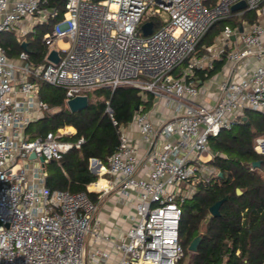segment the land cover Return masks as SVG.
Here are the masks:
<instances>
[{
    "label": "built area",
    "instance_id": "obj_1",
    "mask_svg": "<svg viewBox=\"0 0 264 264\" xmlns=\"http://www.w3.org/2000/svg\"><path fill=\"white\" fill-rule=\"evenodd\" d=\"M244 1L246 8L232 11ZM47 0H0V36L28 32L21 24H43L58 18ZM65 0V12L44 36L46 64L35 66L23 51L10 59L0 45V264H178L184 257L180 243L182 204L192 198L199 182L219 175L210 163L212 139L231 131L247 111L264 114V0ZM253 11L251 24L226 25L217 44L196 51L213 25ZM167 14L155 29L154 18ZM153 23L145 36L142 26ZM243 28V32L240 29ZM235 37V39H233ZM59 62L48 60L59 42ZM225 59L231 70L212 106L199 104L198 70L209 71ZM180 70L178 74H175ZM40 82L62 89L66 101L106 88L133 87L154 96L174 110L166 121L154 123L137 112L132 124L154 150L148 170L138 176V147L119 128L120 144L107 163L90 160L98 176L87 192L50 190L43 167L80 149L67 128L28 139L26 130L52 108L40 96ZM107 112L112 117L108 107ZM117 125L116 121H113ZM172 138H175L172 141ZM255 152L264 156V136ZM32 153L36 159H30ZM250 173L264 182V169ZM108 177L110 179H108ZM105 181L104 183L102 181ZM118 190L137 200L135 225L118 243L97 228L98 205L93 193ZM110 243L111 247H104Z\"/></svg>",
    "mask_w": 264,
    "mask_h": 264
},
{
    "label": "trees",
    "instance_id": "obj_2",
    "mask_svg": "<svg viewBox=\"0 0 264 264\" xmlns=\"http://www.w3.org/2000/svg\"><path fill=\"white\" fill-rule=\"evenodd\" d=\"M43 6L58 8L61 15L39 24L35 30L37 32L27 35H34L27 42L26 52L29 62L35 66L46 64L48 46L44 36L63 17L65 0H47ZM243 18L240 21L232 16L216 22L199 44L196 55L202 56L207 51L205 48L214 44L226 25L237 27L257 20L255 13L249 16L245 14ZM158 25L159 28L161 25ZM23 40H19L13 31H8L1 34L0 45L7 56L15 60L24 51ZM224 63V60H220L209 71L198 70V85L202 87L205 81L222 69ZM179 72L177 70L175 74ZM99 93L104 96V101L90 103L87 109L72 113L65 107V98L58 88L40 82L41 98L50 107H61V111L33 122L26 130L29 138L42 137L60 128L73 126L77 134L72 139H85L80 149L71 150L61 161L46 164V185L50 190L87 192V186L98 179L90 171V160L107 163L119 147V128L130 124L138 111H149L155 99L149 94L144 100L141 91L133 87H120L114 92L102 88ZM108 107L113 118L107 112ZM237 126L211 141L214 158L210 164L219 171V175L210 184L197 183L193 197L182 204L180 243L184 256L190 252L188 247L191 242L202 236L198 250L191 252V264H264V182L250 173L256 161H262L264 169V156L254 149L256 138L264 136V114L247 111L246 120ZM238 189L242 191L241 194H238ZM227 195L229 199L221 206V216H211L210 208ZM90 197L95 199L94 194H90Z\"/></svg>",
    "mask_w": 264,
    "mask_h": 264
},
{
    "label": "crops",
    "instance_id": "obj_3",
    "mask_svg": "<svg viewBox=\"0 0 264 264\" xmlns=\"http://www.w3.org/2000/svg\"><path fill=\"white\" fill-rule=\"evenodd\" d=\"M27 22L28 21H25L24 23L21 24V28L28 32L25 36H20L19 34L20 32L17 33L13 31L19 40L20 38H24L23 43L24 42L27 43L30 39L34 38V35H31V37L27 35L34 32L36 30V27L39 25L36 24L34 21H30L29 23ZM217 39L218 38L215 39L214 44L212 46L217 44ZM67 46L68 44L66 42L61 41L58 43L55 50L67 48ZM24 51L26 52V50ZM205 54H207V51L203 55ZM223 60L225 61V63L222 69L219 70L218 73L215 74L212 78L205 81L204 84L202 85L201 92L196 98V101L199 104L205 106H212L215 104L216 100L221 95L220 86L223 82L228 80L231 75L229 63L225 59ZM61 94L65 98V94L63 91H61ZM143 98L144 100H147L146 95H143ZM67 103L68 102L66 101L65 98V107L68 109ZM89 104H90V100H89ZM51 108L58 109V112L61 111V107H51ZM173 112L174 110L171 106H167L164 102L154 99L153 105L151 106L150 110L145 113L154 123H158L168 120L173 115ZM44 116H48V113L47 114L45 113ZM123 127H124L123 128L124 133L129 137L132 143H134L138 147V157L141 162L138 170V176L143 177L146 170H148L147 165L149 166L150 163L149 161V158L151 156L150 154L154 153L155 150L161 152L164 141L159 139V145L154 150H152L150 144L144 140L138 128L135 125H133L132 122ZM65 128L67 129L72 128L75 130V132L72 133L70 136H68L66 139L71 141H76L75 139L73 140L72 138L77 134V129L73 126H66ZM27 138L30 139L28 135ZM174 140L175 138H172V141ZM108 179L110 178L108 177ZM105 181L107 180H104L102 182L104 183ZM93 194L95 196V199L93 198L92 199L98 205V211L96 213V221L98 223L97 228L99 232L101 233V235L109 236L113 243L120 242L121 240L124 239L125 233L135 225V221L132 220V217H136V204H137L136 198L134 196L123 197L118 190H113L107 194H103V193L101 194L93 193ZM103 246L106 248H110L111 244L104 243Z\"/></svg>",
    "mask_w": 264,
    "mask_h": 264
},
{
    "label": "water",
    "instance_id": "obj_4",
    "mask_svg": "<svg viewBox=\"0 0 264 264\" xmlns=\"http://www.w3.org/2000/svg\"><path fill=\"white\" fill-rule=\"evenodd\" d=\"M97 1H102V0H97ZM246 8V3L244 1H241L235 5L232 6V11L236 12L238 10L241 9H245ZM142 30H143V34L145 36L150 35L153 33V23L149 22V23H145L142 26ZM240 32H243V28L240 29ZM233 39H235V37H233ZM24 50H27V43H23L22 44ZM48 60L53 62V63H58L59 62V53L57 50H52L48 56ZM68 105V109L70 110V112L72 113H77V112H81L85 109H87L89 107V98L88 96H77L71 100L68 101L67 103ZM244 120H246V117L244 118ZM30 159H36V154L32 153L30 155ZM40 161L42 162L43 167H45V163H44V159L40 158ZM93 162H97L96 159L93 160ZM262 161H256L252 164V166L254 168H260L262 166ZM91 172L93 174H95V171L93 169H91ZM221 175V174H220ZM238 194H241L242 191L240 189L237 190ZM229 199V195L225 196L223 199L219 200L218 202H216L211 208H210V214L213 217H219L221 216V206ZM202 240V236H199L197 238H195L190 246H189V250L192 252H196L198 250V246L200 244V241Z\"/></svg>",
    "mask_w": 264,
    "mask_h": 264
},
{
    "label": "rangeland",
    "instance_id": "obj_5",
    "mask_svg": "<svg viewBox=\"0 0 264 264\" xmlns=\"http://www.w3.org/2000/svg\"><path fill=\"white\" fill-rule=\"evenodd\" d=\"M215 2H213V0H211V2H209V3H207V5L209 6V7H211L213 4H214ZM245 14H247V16H249V15H253L254 14V12L253 11H248V12H246ZM243 16L244 15H242V16H240V17H237L236 16V19L237 20H243L244 18H243ZM168 16H167V14H165V13H163L161 16H159V17H156V18H154V20L156 21V29H158V24H160V25H163V22H165V19L167 18ZM224 20V19H223ZM28 22L27 23H29L30 21H33L32 19H28L27 20ZM158 25V26H157ZM35 32H37V31H34V33ZM55 88V87H54ZM58 90H60V91H63L62 89H59L58 88ZM86 95H88L89 96V100H90V103H92V104H95V103H98V102H100V101H104V96L101 94V93H99V89L98 90H96V91H91V92H88ZM144 95V94H143ZM58 112V109H55V108H53V109H51L49 112H48V116H52V115H54V114H56ZM238 126H235L234 127V129H236ZM75 132V130H72L71 131V134L72 133H74ZM188 250H189V247H188ZM190 251V250H189ZM192 251H190V252H188V253H185V256H184V258L178 263V264H191V261H192V253H191Z\"/></svg>",
    "mask_w": 264,
    "mask_h": 264
},
{
    "label": "bare ground",
    "instance_id": "obj_6",
    "mask_svg": "<svg viewBox=\"0 0 264 264\" xmlns=\"http://www.w3.org/2000/svg\"><path fill=\"white\" fill-rule=\"evenodd\" d=\"M72 130H74V129H72V128H68V131H72Z\"/></svg>",
    "mask_w": 264,
    "mask_h": 264
}]
</instances>
